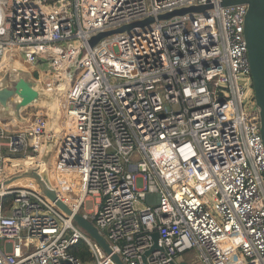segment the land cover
<instances>
[{"label":"built area","instance_id":"obj_1","mask_svg":"<svg viewBox=\"0 0 264 264\" xmlns=\"http://www.w3.org/2000/svg\"><path fill=\"white\" fill-rule=\"evenodd\" d=\"M247 9L222 0H0V76L21 67L64 89L59 132L41 107L25 123L0 117V264H117L113 254L126 264H264V140ZM149 16L156 20L90 43ZM10 55L20 62L3 67ZM51 140L50 181L71 214L34 178L4 184L38 170ZM154 232L158 247L147 254ZM80 243L89 260L73 253Z\"/></svg>","mask_w":264,"mask_h":264},{"label":"water","instance_id":"obj_2","mask_svg":"<svg viewBox=\"0 0 264 264\" xmlns=\"http://www.w3.org/2000/svg\"><path fill=\"white\" fill-rule=\"evenodd\" d=\"M242 3L248 5L244 23L245 37L248 44V56L252 70L255 100L259 109L261 135L264 140V0H222V5L225 6ZM209 7H212V5L207 4L178 8L160 14L158 19L166 20L189 12H201ZM155 20L156 18L154 16H149L116 29L100 32L91 38L90 43L94 46L103 38L112 36L116 33L132 30V28L137 26H145ZM62 86H64V83H62ZM63 92V87L53 90L47 89L39 79L34 77L30 70L21 67L8 69L0 76V117L4 119L16 118L20 122L25 123L27 117H25L24 113L30 107L39 105L47 109L50 130L59 132L61 131L60 119L62 113L60 97ZM56 146L57 140H51L47 143L38 170L27 169L18 171L7 177L4 184L22 178H34L44 194L55 201L64 211L71 214V210L67 205L57 198L56 191L49 177L48 169ZM74 220L81 228L88 232L107 253H112L109 242L93 222L80 213L74 216ZM158 237L159 234L154 232L153 238L155 240V245L147 251V254L158 247ZM112 258L117 264H126L118 254H113ZM182 264L188 263L183 262Z\"/></svg>","mask_w":264,"mask_h":264},{"label":"rangeland","instance_id":"obj_3","mask_svg":"<svg viewBox=\"0 0 264 264\" xmlns=\"http://www.w3.org/2000/svg\"><path fill=\"white\" fill-rule=\"evenodd\" d=\"M20 62V59H19V57L17 56V55H10L7 59H5L4 61H3V64H2V66L3 67H7V66H9L10 64H17V63H19ZM35 107H41V106H39V105H37V106H32V108H35ZM31 108V107H30ZM28 109L27 111L29 112V110H31V109ZM41 108H44V107H41ZM46 111H47V109L46 108H44ZM26 111V112H27ZM26 112L24 113V115L26 114ZM62 112V111H61ZM47 116H48V114H47ZM61 117H62V113H61ZM48 120H49V118H48ZM60 121H61V119H60ZM22 181H26V180H28V179H21ZM137 184H138V186L139 187H142L143 186V180L141 179V178H139L138 179V181H137ZM90 205V204H89ZM187 258H189V259H195V258H197V252H194V251H190V252H188L187 253Z\"/></svg>","mask_w":264,"mask_h":264},{"label":"trees","instance_id":"obj_4","mask_svg":"<svg viewBox=\"0 0 264 264\" xmlns=\"http://www.w3.org/2000/svg\"><path fill=\"white\" fill-rule=\"evenodd\" d=\"M73 253L82 258V260H89L90 253L87 249V246L84 243H80L79 245L73 247Z\"/></svg>","mask_w":264,"mask_h":264},{"label":"bare ground","instance_id":"obj_5","mask_svg":"<svg viewBox=\"0 0 264 264\" xmlns=\"http://www.w3.org/2000/svg\"><path fill=\"white\" fill-rule=\"evenodd\" d=\"M22 179H26V178H22ZM21 180V179H20Z\"/></svg>","mask_w":264,"mask_h":264}]
</instances>
